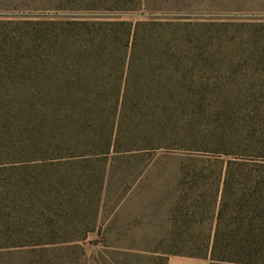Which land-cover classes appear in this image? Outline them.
<instances>
[{
	"label": "rangeland",
	"instance_id": "1",
	"mask_svg": "<svg viewBox=\"0 0 264 264\" xmlns=\"http://www.w3.org/2000/svg\"><path fill=\"white\" fill-rule=\"evenodd\" d=\"M80 2L0 0V30L28 19L203 22L213 75L231 76L223 88L245 100L237 104L235 95L227 107L232 121L204 120L203 137L223 139L219 154L169 146L41 156L28 147L31 82L0 66V264H165L171 255L209 256L217 190L227 178L233 194L264 193V0H144L138 10L116 13L82 10ZM230 160L245 165L227 174Z\"/></svg>",
	"mask_w": 264,
	"mask_h": 264
},
{
	"label": "trees",
	"instance_id": "2",
	"mask_svg": "<svg viewBox=\"0 0 264 264\" xmlns=\"http://www.w3.org/2000/svg\"><path fill=\"white\" fill-rule=\"evenodd\" d=\"M143 3L81 0L80 9L116 13ZM13 25L0 30V66L31 82L24 107L33 125L28 147L37 154L169 146L222 153V138L203 137L204 120L232 121L227 107L245 99L223 88L231 76L213 75L205 23L54 18ZM243 165L230 160L226 172ZM229 180L217 190L210 264H264V193L233 194Z\"/></svg>",
	"mask_w": 264,
	"mask_h": 264
},
{
	"label": "crops",
	"instance_id": "3",
	"mask_svg": "<svg viewBox=\"0 0 264 264\" xmlns=\"http://www.w3.org/2000/svg\"><path fill=\"white\" fill-rule=\"evenodd\" d=\"M165 264H210L209 256L171 255Z\"/></svg>",
	"mask_w": 264,
	"mask_h": 264
}]
</instances>
